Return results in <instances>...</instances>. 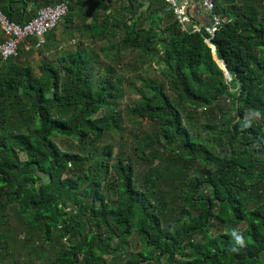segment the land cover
<instances>
[{"label": "trees", "instance_id": "obj_1", "mask_svg": "<svg viewBox=\"0 0 264 264\" xmlns=\"http://www.w3.org/2000/svg\"><path fill=\"white\" fill-rule=\"evenodd\" d=\"M61 1L0 9L24 25ZM67 1L44 47L28 36L17 56L0 53V264H264V0H214L216 56L174 8L161 14L167 0L141 13L144 0ZM26 42L57 54L36 73L19 59ZM128 52L126 68L156 59L162 74L129 83L131 128L117 103ZM130 129L116 152L113 135Z\"/></svg>", "mask_w": 264, "mask_h": 264}, {"label": "built area", "instance_id": "obj_2", "mask_svg": "<svg viewBox=\"0 0 264 264\" xmlns=\"http://www.w3.org/2000/svg\"><path fill=\"white\" fill-rule=\"evenodd\" d=\"M169 4L173 5L176 17L183 27L189 29L191 18L185 11V6H181L177 0H167ZM203 5L213 13L215 8L214 0H202ZM69 4L67 0H63L56 4L45 5L38 11L36 17L21 25L9 19V17L0 9V53L4 60L10 57L17 56L19 53L20 44L25 41L28 36L36 39L35 48L40 49L44 47L47 40V33L54 29L61 18L67 14ZM223 18L213 13L212 22L205 26H193L194 31L205 32L206 42L213 47L211 43L216 31L221 26Z\"/></svg>", "mask_w": 264, "mask_h": 264}, {"label": "rangeland", "instance_id": "obj_3", "mask_svg": "<svg viewBox=\"0 0 264 264\" xmlns=\"http://www.w3.org/2000/svg\"><path fill=\"white\" fill-rule=\"evenodd\" d=\"M86 40V39H85ZM87 41V42H86ZM85 44L87 43L89 44V40H86ZM79 42V40L77 38L71 39L66 43H61V47L63 46L62 49H66V50H73L75 49L77 43ZM104 42H100L98 41V43H92L93 45L91 46L95 51H97L100 54V58L102 60V62H109V58L104 56L103 52H100V47L104 46L103 44ZM31 44L30 42H26L24 43L23 49L28 50L25 53H23V56H19V59L21 61H26L29 62V64L34 68V71L36 73H38V66L40 65L41 61L43 60V58L48 57V56H52L57 54V52L51 51L50 53L47 54H43L37 51H30ZM38 50V49H36ZM213 53L215 54V50L213 49ZM130 53H126L124 55V63L121 64L120 66H118L119 68V74H121L122 76H124L125 81L121 87L122 91H121V97L119 98V100H117V103L119 105V108L123 111V120H124V124L127 128H131L133 126H136L133 122H131V120H129L127 118V116L125 115V110L129 107H131L135 100L138 98V95L136 94V92L133 91V89L129 86L130 82H133L134 86H140L141 82L139 80H135V76L138 75H143L146 77H151V78H155L159 81L162 80V74H161V70L159 69V64L156 61V59H150L149 61L145 62L144 64H141L140 62H138V70H134L131 68H126V64H132L134 62H136V58L134 56L129 55ZM128 55V56H127ZM218 62H220V60H218ZM98 68H102V66H97ZM96 68L95 71H99V69ZM99 76V73H95V77L94 79H96ZM229 81V80H228ZM137 127H144V129L151 131V124L149 121H143V124H137ZM132 131V133L130 131H124L122 134H117V135H113L114 136V140H112L115 143V150L116 152H118V150L120 149V147H125V142L128 138H131L132 134L135 132V130L130 129ZM109 141V139L104 138L103 141L101 142V145L106 144ZM128 141V140H127ZM12 216L11 219L9 220V223L11 225V232L13 233L14 236H17L19 238H21L22 240L25 239V234L23 232H21L19 230V223H18V219L16 218V216L14 215V210L10 209L9 211ZM15 248H17V250H19V248H21L20 245H15ZM20 251V250H19ZM19 254L18 252H16L15 257H18ZM10 262L14 261V258H10L9 259ZM33 262V264H39V258H34L31 260ZM31 262V263H32ZM29 263V264H31ZM43 262H41L42 264Z\"/></svg>", "mask_w": 264, "mask_h": 264}, {"label": "crops", "instance_id": "obj_4", "mask_svg": "<svg viewBox=\"0 0 264 264\" xmlns=\"http://www.w3.org/2000/svg\"><path fill=\"white\" fill-rule=\"evenodd\" d=\"M144 1H145V4H146V0H144ZM177 2L181 6H183V5L185 6V11L189 15V17L191 18V22L189 23V26H192V25L194 26L195 25V26L205 27V26L209 25L212 22L211 11H209L203 5V1L202 0H177ZM145 4L143 6H145ZM167 6H168V4L162 9L161 14H165L166 11L169 10V9H166ZM140 9H139V13L142 12V11H140ZM164 9H166V10L164 11ZM213 49H214V46H213Z\"/></svg>", "mask_w": 264, "mask_h": 264}, {"label": "water", "instance_id": "obj_5", "mask_svg": "<svg viewBox=\"0 0 264 264\" xmlns=\"http://www.w3.org/2000/svg\"><path fill=\"white\" fill-rule=\"evenodd\" d=\"M150 5V0H146V4L145 6L141 7L140 11H143L144 9L148 8ZM170 8H173V5L172 4H168V6L166 7V9H170ZM164 9V11L166 10ZM226 20V19H225ZM214 50H215V53H216V47L214 46ZM219 64L221 65V67L225 70V74H226V79L227 80H231V76L229 74V71H228V68H227V63L224 59H220V62ZM52 96H54V93L52 92ZM41 175H45L44 172H40ZM49 177H47L45 180L46 181H49Z\"/></svg>", "mask_w": 264, "mask_h": 264}, {"label": "clouds", "instance_id": "obj_6", "mask_svg": "<svg viewBox=\"0 0 264 264\" xmlns=\"http://www.w3.org/2000/svg\"><path fill=\"white\" fill-rule=\"evenodd\" d=\"M237 239L239 240L240 238H239V237H237Z\"/></svg>", "mask_w": 264, "mask_h": 264}]
</instances>
